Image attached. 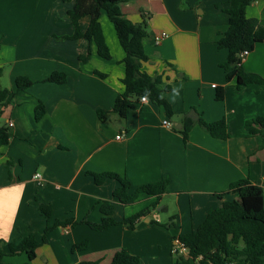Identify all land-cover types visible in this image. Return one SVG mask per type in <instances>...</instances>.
<instances>
[{
  "label": "crops",
  "instance_id": "obj_1",
  "mask_svg": "<svg viewBox=\"0 0 264 264\" xmlns=\"http://www.w3.org/2000/svg\"><path fill=\"white\" fill-rule=\"evenodd\" d=\"M73 6L74 0H0V84L15 90L20 77L34 82L12 97L0 116V127L12 132L10 143L0 148L2 249L7 253L8 245L18 241L25 229L41 241L46 227L59 221L100 223L103 202L115 205L114 218L122 222L155 201L142 196L125 207L113 195L120 182L110 178L97 185L93 174L126 178L131 183L130 193L165 179L169 187L159 207L133 229L122 223L106 231L87 224L58 226L38 248L34 260L21 254L5 256L0 264H111L122 249L140 257L142 264H147L144 260L150 256L157 263L169 255L179 263L172 241L196 231L210 211L236 198L235 194L221 198L220 193L241 180L264 192V133L251 135L248 126L264 117V87L251 84L238 88L236 78L227 81L222 65L229 52L218 47L229 28L230 0H123L122 11L133 23L150 15L144 39L149 61L142 70L162 76L160 88L174 113L171 117L163 106L149 101L129 111L126 119L113 113L117 96L124 92L125 52L105 13L100 22L111 60L101 58L88 39L68 42L71 49L54 43L51 52L57 49L61 60L44 57L47 37L74 34L68 18ZM246 15L264 27V0H253ZM90 22V17L80 21L82 32H87ZM162 32L168 37L156 45L155 37ZM89 53L87 62L79 60ZM242 67L264 78V43L257 44ZM56 72L65 73L67 82H45ZM5 76L7 87L3 85ZM220 87L225 88L222 101L216 99ZM40 101L47 112L36 122L35 108ZM99 110L109 112L106 122L99 119ZM186 114L201 116L207 123L225 120L228 139L213 138L196 125L184 143L173 127L180 130ZM166 120L173 127L164 126ZM122 133L125 137L117 139ZM8 161L12 163L11 176ZM36 173L43 177L40 183L34 180ZM141 201L146 206L132 211ZM41 205L53 210L49 222L38 210ZM131 234L150 243H128ZM84 241L89 242L86 250L73 251ZM90 248L94 255H88Z\"/></svg>",
  "mask_w": 264,
  "mask_h": 264
},
{
  "label": "trees",
  "instance_id": "obj_2",
  "mask_svg": "<svg viewBox=\"0 0 264 264\" xmlns=\"http://www.w3.org/2000/svg\"><path fill=\"white\" fill-rule=\"evenodd\" d=\"M252 2L253 0H230L229 28L218 41V47L227 49L229 52L227 61L222 65L226 72V79L232 81L236 78L238 88L251 84L264 87V78L245 72L240 59V54L243 51L252 52L257 44L264 43V27L260 25L259 21L249 19L246 15V9ZM122 3L123 0H74L73 8L68 11V18L74 27V34L63 38L68 40L88 39L95 44L97 54L101 58L111 60L112 54L100 22L101 15L106 13L125 52L123 60L125 75L121 81L124 92L117 96L113 113L121 119H126L129 111L140 106V98L147 97L150 102L163 106L167 114L172 117L174 115L172 108L160 88L162 76H151L142 70L143 64L149 61L144 39L147 37L150 15L144 14L142 22L135 24L123 13ZM85 17H90L91 22L89 29L84 33L81 30L80 21ZM89 56L90 53L85 56L81 55L79 60L85 63ZM98 74L104 77L103 74ZM1 76L2 70H0V78ZM45 82L64 84L67 82V75L56 72ZM33 85L34 82L27 77H20L16 80L15 90L3 88L0 84V116L2 109L8 105L12 97ZM224 98L225 88L220 87L217 89L216 99L222 101ZM46 112L45 105L40 101L35 108V121L39 122ZM108 116L109 112L98 111L101 121L106 122ZM196 125L203 127L213 138L227 140L229 137L225 120L207 123L201 116L195 118L189 114L183 116L180 130L175 127L173 129L180 133L184 143H187L189 134ZM248 126L251 135L263 134L264 117L249 122ZM11 139L10 128L0 127V148L7 146ZM6 166L10 172L12 163L8 161ZM93 177L97 185H103L110 178L118 180L120 187L115 190L113 195L125 207L136 204L142 196L155 198V201L122 222H118L114 218L115 205L103 202L101 206L103 218L100 223H91L87 220L75 222L74 219L59 221L53 226L46 227L41 241L25 229V235L23 234L18 241L8 245L7 253L4 252L0 244V262L5 256L21 254H26L30 260H34L38 248L47 243L48 234L58 226L87 224L96 231H106L122 223L133 229L141 218L148 217L159 207L162 196L167 192L170 183L165 179L142 186L130 193L131 183L117 174H93ZM227 194H235L236 198L226 200L222 207L210 211L204 223L196 231L180 235L172 241V248L175 246L174 242L179 241L188 249L187 255L178 257L181 264H264V192L262 188L253 185L248 180H241L232 184L227 191L220 193L219 197L224 198ZM38 210L48 222L52 219L53 210L50 206L41 205ZM163 226L169 228L172 225L165 224ZM88 246L89 242L84 241L75 245L73 251H84ZM81 264H100V261ZM111 264H142V261L140 257L122 249L116 252Z\"/></svg>",
  "mask_w": 264,
  "mask_h": 264
},
{
  "label": "rangeland",
  "instance_id": "obj_3",
  "mask_svg": "<svg viewBox=\"0 0 264 264\" xmlns=\"http://www.w3.org/2000/svg\"><path fill=\"white\" fill-rule=\"evenodd\" d=\"M105 17L108 19V16H107V14L105 13ZM112 25V24H111ZM112 27H113V25H112ZM68 36V35H67ZM64 37H66V36H64ZM48 39L46 40V41H43V45H45V47H44V57H49L50 59H60L61 58V56H59L58 55V53L56 52V50L57 49H55V52H51V50H52V45H54V43H59L60 42V44H59V46H60V48H65L66 47V49H71L72 48V45L71 44H68V42H71L72 40H68V39H64L63 37H59V36H55V35H53V36H49V37H47ZM53 41H52V40ZM62 42H64V43H66V44H64V43H62ZM61 60V59H60ZM3 85L4 86H8V77L7 76H5L4 77V80H3ZM3 124V120H1L0 119V126ZM146 206V204H145V202L144 201H141L139 204H138V206H136L134 209H131L132 211H135V210H140V209H142L143 207H145ZM163 215V216H162ZM161 218H162V220L163 221H167V217H165V215L163 214V213H161ZM134 234H131V235H129L130 237L128 238V243H141V241L143 240L141 237H139L138 236V238H136V237H134L133 236ZM143 241H145V242H143V243H150L149 241H147L146 239L145 240H143ZM94 244V243H93ZM148 245V244H147ZM150 245V244H149ZM91 250H90V252L88 253V255H94L95 254V251H94V249L93 248H90ZM145 252H148V249H146L145 250ZM141 259V258H140ZM141 261H142V259H141ZM145 262H147V264H148V262H150L151 264H181L180 262L179 263H177L176 262V260L175 259H173V258H171V256L169 255L168 256V258L166 259V260H163V259H161V258H159V261H157V263H153V261H152V257L150 256V257H148L147 259H145L144 260ZM91 262H93V261H91ZM158 262H160V263H158Z\"/></svg>",
  "mask_w": 264,
  "mask_h": 264
},
{
  "label": "built area",
  "instance_id": "obj_4",
  "mask_svg": "<svg viewBox=\"0 0 264 264\" xmlns=\"http://www.w3.org/2000/svg\"><path fill=\"white\" fill-rule=\"evenodd\" d=\"M167 37H168V34L166 32H162V33L156 35V37H155L156 45H160L161 42ZM249 54H250L249 51H247V50L243 51L240 54L241 61L244 62ZM148 102H149V99L147 97H141L140 98V105L148 103ZM163 125L167 126V127H173L172 124L168 120L164 121ZM9 126L12 127L13 124L10 123ZM124 137H125V133H122L121 135H119L117 137V139H122ZM34 180L40 183L43 180V177L41 174L36 173L34 175ZM174 243H175V246H174V248H172V252L177 258L180 256H185L188 254V249L183 244H181L179 241H175Z\"/></svg>",
  "mask_w": 264,
  "mask_h": 264
}]
</instances>
